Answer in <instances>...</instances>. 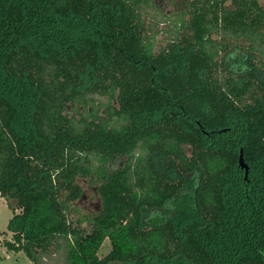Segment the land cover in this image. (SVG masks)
Here are the masks:
<instances>
[{"label":"trees","instance_id":"trees-1","mask_svg":"<svg viewBox=\"0 0 264 264\" xmlns=\"http://www.w3.org/2000/svg\"><path fill=\"white\" fill-rule=\"evenodd\" d=\"M179 2L154 50V0H0L6 248L33 264H264V2ZM82 179L101 206L74 218Z\"/></svg>","mask_w":264,"mask_h":264},{"label":"rangeland","instance_id":"rangeland-1","mask_svg":"<svg viewBox=\"0 0 264 264\" xmlns=\"http://www.w3.org/2000/svg\"><path fill=\"white\" fill-rule=\"evenodd\" d=\"M264 2V0H262ZM157 7L162 9L164 14H158L154 18H147L146 22L149 26H152V21L157 20V26H153V32H155L154 50H157L161 46L165 45L169 37L174 33L173 21L174 16L179 12L181 8V2L179 0H154ZM165 15V16H164ZM159 18V19H157ZM152 20V21H151ZM158 20H161L158 21ZM177 29V30H176ZM175 30L178 32V28L175 26ZM150 32V30L148 31ZM80 184L83 188L84 195L79 203V211L77 214H73L74 218L80 215H87L94 213L101 206V198L97 191V184H91L85 179L80 180ZM12 205L15 200H9ZM16 211H19L16 209ZM12 215V211L9 208L5 198L0 196V264H33L22 251L15 252L6 248L4 240H11V232L7 230V222ZM84 225V223H82ZM110 242L105 239L102 246L98 251L100 257L107 254L110 250ZM109 264H121L119 262H111Z\"/></svg>","mask_w":264,"mask_h":264},{"label":"water","instance_id":"water-1","mask_svg":"<svg viewBox=\"0 0 264 264\" xmlns=\"http://www.w3.org/2000/svg\"><path fill=\"white\" fill-rule=\"evenodd\" d=\"M239 164H240V166L244 167L245 169L247 168V166L244 164L243 154H242L241 150H240V153H239Z\"/></svg>","mask_w":264,"mask_h":264}]
</instances>
